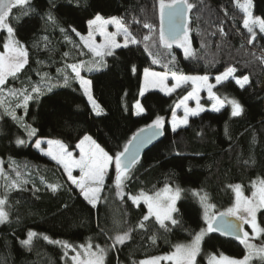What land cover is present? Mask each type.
<instances>
[{"label": "trees", "instance_id": "16d2710c", "mask_svg": "<svg viewBox=\"0 0 264 264\" xmlns=\"http://www.w3.org/2000/svg\"><path fill=\"white\" fill-rule=\"evenodd\" d=\"M188 3L192 5L187 22L188 54L178 44L171 45L175 56L172 69L180 74L214 76L232 67L235 77L249 79L244 87L232 78L214 86L219 98L236 100L242 106L239 116L233 117L231 106L224 104L217 111L206 110L190 117L186 125L175 130L169 118L185 89L173 94L150 90L139 96L142 71L157 68L145 51V43L151 56L161 59L162 64L166 61L167 48L159 44L158 0H29L26 6L12 9L8 23L14 29L13 37L25 46L28 63L15 77L9 76L2 88L30 92L35 98L17 110L18 119L0 110L4 175L0 185L20 177L18 186L0 188L8 216L0 224V264H66L64 242L86 241L107 248L104 264H135L168 252L177 243L191 241L203 227L202 209L192 190L204 192L215 207L222 208L234 200L230 185L239 184L248 193L254 180H264V33L256 31L255 39L248 43L251 37L243 27L244 13L233 0ZM252 3L253 13L264 19V0ZM96 14L123 18L139 41L115 49L99 68L81 69L103 109L99 116L92 112L75 76H70L66 85L60 71L98 59L80 37L87 32V21ZM144 23L153 26L147 42L143 38L149 29ZM32 87H40L41 94L31 93ZM138 100L145 109L139 115L134 112ZM157 116L164 118L160 140L132 166L121 194L112 183L110 171L95 206L67 180L59 164L32 144L36 137L52 138L75 149L88 134L115 156L138 129ZM26 125L36 129L28 141ZM18 138L25 143L18 145ZM166 184L182 189L179 211L173 215L177 223H165L166 229L149 217L143 228L138 227L147 210L129 197L154 192ZM53 185L55 188L50 187ZM256 218L264 228V208ZM29 231L36 235L26 246L21 241L28 238ZM124 232H129L128 240L110 244L111 237ZM261 239L264 242V233ZM51 240H62V245ZM220 253L242 257L245 250L238 239L211 232L202 240L198 264H207L211 254ZM250 264H264V260L253 259Z\"/></svg>", "mask_w": 264, "mask_h": 264}, {"label": "snow or ice", "instance_id": "6c2138e0", "mask_svg": "<svg viewBox=\"0 0 264 264\" xmlns=\"http://www.w3.org/2000/svg\"><path fill=\"white\" fill-rule=\"evenodd\" d=\"M29 0H0V29H6L9 34V39L3 44V51H0V86H6V79L11 76L15 77L18 73L24 69L25 65L28 63V53L25 46L19 41L12 40V34L14 29L9 25L8 20L10 18V13L12 9L16 6H26ZM159 15L161 19V28L159 32V44L170 48L173 43L178 44L180 47L185 49V53L188 54V29L186 24H181L178 18L186 16L188 10L192 8V5L188 3V0H158ZM237 7L244 13L243 27L247 29L250 34V39L248 43L251 44L253 39L256 37V32L254 27L258 26L259 31L264 33V19L259 16H254L252 12L253 3L252 0H243L242 3L237 2ZM165 17L168 19V29L165 31L163 27V21ZM18 19V18H17ZM51 20V16L49 17ZM135 22H139L133 18ZM90 31L87 37L81 36L84 40L85 45L90 49V51L97 57L87 65L84 62L79 64L69 65L72 72L75 74V79L79 82L80 86L83 88L84 94L87 96L89 103L92 106L93 111L96 115H101L102 110L97 104L96 100L93 98L90 90L91 82L85 79L81 75V69L87 68L88 71L99 68L103 66V61L105 56L114 55L115 49L127 48L129 45L138 44L139 41L130 32L129 27L125 24L123 18L112 16L107 19L102 17L100 14H96L93 19L87 21ZM114 25L116 27L115 32H108L106 30L107 25ZM145 28L149 29V35H146L143 39L145 42L151 39V29L152 25L149 23H144ZM63 31V29H62ZM72 31L75 32L73 28ZM223 32V29H221ZM98 33L103 37L102 43L96 44L93 42V36ZM77 35H80L77 33ZM122 35L124 40L123 43L117 42V36ZM145 51H148L152 55L148 43H145ZM67 55V54H65ZM152 63H159V60L153 58ZM167 67V65H165ZM135 70V66H133ZM235 69L229 67L224 73L217 75L215 80L217 84L222 81H226L229 77L233 75ZM169 73H159L155 71H150L149 68L144 69V82L140 88V94L143 93L149 87H159L162 91L171 93L176 89L180 88L182 84L192 81L196 84L198 81L205 84L208 88L209 95L216 100V104L213 107L216 110L217 105H222V101L215 97L212 88L213 85L208 83L207 76H188L183 74H177L176 72L171 73V78L174 81L172 86L169 88L165 84V80L168 78ZM70 77L64 76V84L69 83ZM248 77L244 76L242 79H236V84L240 87H244L248 83ZM3 89L0 88V91ZM50 90V89H49ZM42 90L40 87H32L31 93L41 94ZM10 95H22L23 102L26 105L27 102L35 97L29 93H18L16 90H9ZM195 97V91L188 93L181 104L184 106V117L180 120V123L187 124L189 116H197L204 109L197 103L196 108L188 107L186 101ZM232 105L233 117L239 116L243 111L242 106L236 101H230ZM180 107V105H177ZM135 109L137 110L135 114L139 115L143 113L145 109L142 107L139 101L135 104ZM13 119H17L14 111L5 109ZM173 130L177 127L175 122V112L173 113ZM164 118L157 116L150 124L146 125L144 128L137 130V133L133 134V137L124 145V150L117 152L113 157L107 151L104 150L98 143H96L93 138L85 134L82 139L79 140L76 145L80 150L79 158H74L72 152L67 151L64 144L60 141L49 140L47 143L49 145L47 154L50 155L58 163L63 164L65 171L68 173L69 179L75 184L90 203L95 205L96 194L100 191V186L103 185L104 176L107 172L109 164L114 163L116 170L115 184L118 189V194H121L119 190L123 188V182L127 178L132 166L137 162L139 157V146L148 140L161 134V129L163 126ZM29 136H34L36 134V129L31 128V126L26 125ZM147 133V135L145 134ZM16 143L22 145L25 141L17 139ZM134 145V146H133ZM35 146L40 148L41 141L36 140ZM127 156V159L125 157ZM72 168H79L82 176L77 180L72 175ZM19 175V173L17 174ZM96 185L92 187L90 185ZM18 186L17 181H12L9 187ZM55 188V186H50ZM236 193V201L233 206L227 208L224 212L212 213L211 209L215 205L208 202L207 194L200 196V201L203 206L204 219L207 223L206 229H201L195 234L193 240L189 244H177L175 246V251L164 259L174 261V264H198L197 257L201 252V241L207 233L211 232H221L225 235L235 236L240 243L244 244L247 249V255L242 259L230 258L223 254H220L219 258L213 255L210 258V264H250V261L254 256H259L264 260V246L257 247L250 242L249 233L244 231L243 225L247 224L252 229V236H259L264 233V228H261L257 223L256 214L261 208H264V180L260 181V187L256 192H253L252 198L244 197L241 192V186L230 185ZM182 189L176 187L172 189L169 185H165L164 189L156 192L154 195L149 196L144 193H140L139 196H130L134 203H137L140 198H143L148 206L149 215L143 217L138 227H144V221L149 219V216L154 215L156 221L167 229L165 221H171L172 224H176L177 221L173 218V213L179 211L176 206L177 201L180 199ZM6 201L0 199V223L8 219L7 213L3 210V206ZM227 217H232L234 220L226 219ZM237 221L239 223H237ZM36 234L29 231L28 238L21 241L24 245H29L31 243L32 237ZM129 232H124L122 235L118 234L115 236L113 244H122L128 240ZM44 239H48L47 236ZM154 239V237H153ZM54 243H60L55 242ZM64 247L71 248L70 244L64 242ZM91 247V246H89ZM97 251L89 253L92 257L86 262L78 261V264H104V253L105 249L101 248L99 245L95 246ZM79 255V254H78ZM160 257L152 258L148 261H142L141 264H158ZM73 260H77V257H73Z\"/></svg>", "mask_w": 264, "mask_h": 264}, {"label": "rangeland", "instance_id": "374dc122", "mask_svg": "<svg viewBox=\"0 0 264 264\" xmlns=\"http://www.w3.org/2000/svg\"><path fill=\"white\" fill-rule=\"evenodd\" d=\"M233 2L237 5V2H240V3H242L243 2V0H233ZM252 12H253V8H252ZM253 15L254 16H257V15H255L254 13H253ZM95 17V16H94ZM93 17V18H94ZM112 17V16H111ZM92 18V19H93ZM105 18V17H104ZM107 18H109V17H107ZM107 18H105V19H107ZM244 19V18H243ZM88 25V24H87ZM106 30L108 31V32H115L116 31V27L114 26V25H107L106 26ZM89 31H90V28H89V25H88V28H87V32L85 33V34H83V35H80V37L81 36H83V37H87V35H88V33H89ZM254 31L256 32V31H259V28H258V26H256V27H254ZM9 39V34L7 33V31H6V29H0V51H3V44H4V42H6L7 40ZM11 39L12 40H16L14 37H13V35H12V37H11ZM117 42H119V43H123V40H124V38H123V36L122 35H120V36H117ZM17 41V40H16ZM83 41V43H84V40H82ZM102 41H103V37H101L98 33H95L94 34V36H93V42L94 43H96V44H99V43H102ZM85 44V43H84ZM87 47V46H86ZM88 48V47H87ZM89 49V48H88ZM165 63L164 64H162V62H161V59H158L159 60V63H155L154 65H156L157 66V68L156 67H154V68H151V67H148L149 68V70L150 71H155V72H159V73H164V72H168L169 73V75H168V78L165 80V84L170 88L171 86H172V84L174 83V81L172 80V78H171V73L172 72H176V71H174L173 69H172V67H171V65H172V63L174 62V60H175V56H174V54H173V51H172V49L171 48H167V49H165ZM150 57L153 59L154 57L153 56H151L150 55ZM77 64H79V63H77ZM165 65H167V67H165ZM61 71V74L63 75V78H62V80L64 79V76L65 75H67V76H75V74L72 72V70H71V68L69 67V66H67V67H63V69H61L60 70ZM225 72V71H224ZM223 72V73H224ZM177 73V72H176ZM177 74H180V73H177ZM222 74V73H221ZM82 75V74H81ZM183 75H188V76H207L208 77V83L209 84H212L213 85V88H212V91H213V93H214V95H215V97H217V98H219L217 95H216V93H215V91H214V86L217 84V82H216V80H215V77L217 76V75H214V76H209V75H204V74H183ZM218 75H220V74H218ZM83 76V75H82ZM84 77V76H83ZM244 77V76H243ZM243 77H235L234 75H232L231 77H229V78H232V79H234L235 81H236V79H242ZM85 78V77H84ZM228 78V79H229ZM86 79V78H85ZM143 82H144V70L142 71V76H141V85H140V88H141V86H142V84H143ZM238 85V84H237ZM239 86V85H238ZM262 87L264 88V80H263V82H262ZM0 88H2V86H0ZM3 89V88H2ZM81 89H82V91H83V88L81 87ZM181 89H185V92L183 93V95L181 96V97H179V99L176 101V103L174 104V106H173V109H172V112H171V115H170V118H169V124H170V127H171V129L173 130V127H172V124H173V119H174V116H173V113L175 112V122H176V124H177V127L175 128V129H177V128H179V127H182V126H184V125H186V124H182V123H180V120L184 117V106L181 104V101L183 100V98L186 96V95H188V93H190V92H194L195 91V97L194 98H191V99H189L188 101H186V103H187V105H188V107H190V108H196V106H197V103H199V105L200 106H202L203 107V111H206V110H211V111H217L214 107H213V105L214 104H216V100L215 99H213L210 95H209V92H208V88H207V86L205 85V84H203L202 82H197L196 84H193V82L192 81H189V82H187V83H184V84H182L181 85V87L180 88H178V89H176L175 91H173V92H171V93H167V92H165V91H162L159 87H149L144 93H146L147 91H150V90H157V91H160V92H162V93H164V94H173L174 92H176L177 90H181ZM20 93H24V92H20ZM29 94H30V92H28ZM83 93H84V91H83ZM143 93V94H144ZM91 94H92V92H91ZM85 95V94H84ZM92 96H93V94H92ZM139 96L141 97L142 95L140 94V90H139ZM85 97H86V99H87V101H88V98H87V96L85 95ZM93 98H94V96H93ZM17 99V100H16ZM95 99V98H94ZM221 101H222V105H224V104H228V105H230L231 106V108H232V105H231V103H230V101L231 100H229V99H222V98H219ZM139 101V100H138ZM88 103H89V101H88ZM98 104V103H97ZM136 104V103H135ZM262 104H263V106H264V100H263V102H262ZM89 105H90V108H91V110H92V112L95 114V112L93 111V109H92V106H91V104L89 103ZM177 105H180V107H177ZM222 105H217V108L218 109H220L221 107H222ZM25 106V104H24V102H23V97H22V95H10L9 94V92L8 91H6V90H2V91H0V110H2V111H4L5 113H7L8 114V112L7 111H5V109H9V110H12V111H14V113H15V115H16V112H17V110L20 108V107H24ZM100 106V105H99ZM100 109L102 110V112H103V109L100 107ZM136 109H135V105H134V112L136 113ZM202 111V112H203ZM101 112V113H102ZM202 112H200V113H202ZM199 113V114H200ZM96 115V114H95ZM16 117H17V119L19 118L18 117V115H16ZM190 117H192V116H189L188 117V120H189V118ZM24 129H25V131L27 132V135H28V128H26V127H24ZM33 138V136H29L28 135V137L26 138V140L28 141V140H31ZM21 140H23V141H25L24 139H21ZM36 140H40L41 141V146H40V148H37L36 146H35V144H36ZM49 140H53V141H60V140H58V139H52V138H43V137H36V138H34L33 140H32V144H33V146L35 147V148H37L42 154H44V155H46V156H48L50 159H52L53 161H55L57 164H59L60 166H61V168H62V170H63V172H64V174H65V176H66V178H67V180L74 186V187H76L79 191H80V189L75 185V184H73L72 183V181L69 179V177H68V173L65 171V169H64V166H63V164H61V163H58L57 162V160H54L50 155H48L47 154V152H48V148H49V145H48V141ZM61 142V141H60ZM62 144H64L63 142H61ZM78 144V143H77ZM76 144V145H77ZM65 145V144H64ZM65 147H66V149H67V151H70V152H72V154H73V157L74 158H79V154H80V150H79V148H77V147H75V149H70V148H68L66 145H65ZM114 157V156H113ZM72 175L77 179V180H79L80 178H81V176H82V174H81V172H80V170H79V168H72ZM110 171H112V183H113V185L116 187V184H115V177H116V170H115V166H114V163H112V164H109V166H108V169H107V172H106V174H105V176H104V181H103V185H101L100 186V191H99V193H97L96 194V202H95V205L99 202V200H100V197H101V193H102V190H103V187H104V185H105V182H106V179H107V177H108V174L110 173ZM129 175H130V172L128 173V175H127V178L129 177ZM3 163H2V159L0 158V183H1V179L3 178ZM20 177L19 176H15L14 177V179H12L11 180V178L9 179V183L8 184H4V185H0V188H3L2 190H5V189H9V185H11V183H12V181H17V183L19 184V182H20V179H19ZM126 178V179H127ZM125 179V180H126ZM124 180V181H125ZM260 181H262V179H259V180H254L253 182H252V184H251V189L248 191V193H246L244 190H243V188L241 187V192H242V194H243V196L244 197H247V198H252V196H253V192H256L257 190H258V188L260 187ZM123 184H124V182H123ZM166 185H169L172 189H175L176 187H179V186H177V185H171V184H166ZM90 186H92V187H95L96 185H94V184H92V185H90ZM164 187H165V185L164 186H162V187H160L158 190H156V191H154V192H144V191H142V192H140V193H144V194H146V195H149V196H152V195H154L156 192H158V191H161V190H163L164 189ZM117 188V187H116ZM121 191V190H120ZM80 193H81V191H80ZM139 193V194H140ZM192 195L197 199V201H198V203L200 204V206H201V209H202V211H201V213H202V220H203V223H204V225H203V227L201 228V229H206L207 228V223H206V221H205V219H204V211H203V206H202V204H201V201H200V196L201 195H204L205 193L204 192H202V191H199V190H192ZM234 193H235V191H234ZM139 194H137V195H133V196H139ZM81 195H82V197L85 199V197H84V195L81 193ZM207 198H208V196H207ZM0 199H4V198H2L1 197V194H0ZM86 200V202L88 203V204H90L91 206H95V205H93L92 203H90L87 199H85ZM131 201H132V199H130ZM235 201H236V193H235V195H234V200H233V202H232V204L231 205H228V206H226V207H222V208H217V207H214L213 209H211V212L212 213H219V212H224L227 208H229V207H231V206H233L234 205V203H235ZM133 202V201H132ZM178 202V201H177ZM208 202L209 203H211V201L209 200V198H208ZM134 203V202H133ZM139 203H142V204H144L145 205V207H146V210H147V215H149V211H148V206H147V204L145 203V201L143 200V198H140L139 199V201L137 202V203H134L135 205H137V204H139ZM212 204V203H211ZM214 205V204H213ZM176 206H177V203H176ZM262 209V208H261ZM3 210L6 212V210H5V205L3 206ZM260 210V209H259ZM258 210V211H259ZM258 211H257V213H258ZM173 215H174V213H173ZM256 216H257V214H256ZM149 217H152V218H154L155 219V216L154 215H151V216H149ZM257 219V218H256ZM156 220V219H155ZM167 222H171V221H165V223H167ZM257 223L260 225V223L257 221ZM1 224V223H0ZM260 227H261V225H260ZM243 228H244V231H247L248 233H249V237H250V242L252 243V244H254V245H256L257 247H260V246H264V242H262V239H261V234L259 235V236H256V237H253L252 236V229H251V227L249 226V225H247V224H245V225H243ZM262 228V227H261ZM200 229V230H201ZM199 230V231H200ZM198 231V232H199ZM197 232V233H198ZM207 234H209V233H207ZM206 234V235H207ZM122 235V234H121ZM205 235V236H206ZM115 236L116 235H114L113 237H111L110 238V244L111 245H114L113 244V241H114V238H115ZM195 236V235H194ZM204 236V237H205ZM194 238V237H193ZM193 238H192V240H193ZM191 240V241H192ZM52 242H54L53 240H51ZM60 241H62V240H57V242H60ZM191 241H189V242H185V243H177V244H189V243H191ZM240 242V241H239ZM201 243H202V241H201ZM61 244V243H60ZM67 244H69V243H67ZM177 244H175L173 247H172V249L170 250V251H168V252H162V253H158V254H156L155 256H151V257H147V258H142V259H139V260H137L136 262H135V264H141V262L142 261H148V260H150V259H152V258H155V257H160L161 259L158 261V264H174V261H172V260H168V259H164V257H167V256H169V255H171L174 251H175V246L177 245ZM242 246H243V248H244V250H245V254H244V256L245 255H247V249H246V247H245V245L244 244H242V243H240ZM62 245V244H61ZM72 247L71 248H66V247H64V244L62 245V249H63V251H64V260H65V263L66 264H78V261H83V262H86V261H88L89 259H91L92 257L89 255V253H92V252H96L97 251V249H96V245H98V244H91L90 242H88V241H86V242H84V243H76V244H70ZM89 246H91V247H89ZM101 248H104L105 250L107 249L106 247H104V246H101V245H99ZM79 254V255H78ZM105 254H106V251H105V253H104V258H105ZM220 254H222V253H220ZM220 254H211L209 257H208V260H207V264H210V258L213 256V255H215L217 258H219V256H220ZM223 255H225V256H227V257H230V258H236V259H242L244 256H242V257H232V256H229V255H226V254H223ZM73 257H77V260H73ZM257 258H260L259 256H254L253 258H252V260L253 259H257Z\"/></svg>", "mask_w": 264, "mask_h": 264}, {"label": "water", "instance_id": "95a60500", "mask_svg": "<svg viewBox=\"0 0 264 264\" xmlns=\"http://www.w3.org/2000/svg\"><path fill=\"white\" fill-rule=\"evenodd\" d=\"M190 11H191V9L187 11L185 17L178 18V20H179V22H180L181 24H186V26H187V22H188V19H189ZM158 20H159V31H158V32H160V28H161V19H160V15H159V7H158ZM163 27H164L165 31H167V29H168V19H167V17H165V20L163 21ZM175 44H176V43H173L172 45H175ZM136 133H137V132H136ZM145 134L147 135V133H145ZM162 134H163V128L161 129V134H160V135H158V136H156V137H154V138L148 140L147 142L141 144V145L139 146V149H138L139 157H140V156H141V155H142V154H143V153H144V152H145V151H146L151 145H153V144L156 143L158 140H160ZM132 137H133V136H132ZM132 137H131V138H132ZM133 146H134V145H133ZM139 157H138V159H139ZM125 159H127V156L125 157ZM226 219L234 220V218H232V217H227ZM237 223H239V222L237 221ZM216 233H218V234H220L221 236H224V237H230V238L237 239L235 236L225 235V234H223V233H221V232H216Z\"/></svg>", "mask_w": 264, "mask_h": 264}]
</instances>
